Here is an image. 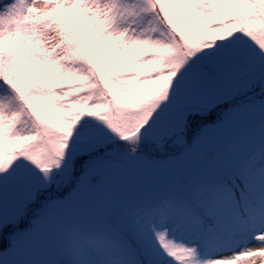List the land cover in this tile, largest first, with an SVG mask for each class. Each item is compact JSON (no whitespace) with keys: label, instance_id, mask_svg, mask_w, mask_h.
Listing matches in <instances>:
<instances>
[{"label":"snow or ice","instance_id":"obj_1","mask_svg":"<svg viewBox=\"0 0 264 264\" xmlns=\"http://www.w3.org/2000/svg\"><path fill=\"white\" fill-rule=\"evenodd\" d=\"M0 264H264V0H0Z\"/></svg>","mask_w":264,"mask_h":264}]
</instances>
